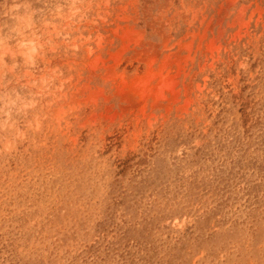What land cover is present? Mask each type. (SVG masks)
I'll list each match as a JSON object with an SVG mask.
<instances>
[{
    "label": "rangeland",
    "instance_id": "374dc122",
    "mask_svg": "<svg viewBox=\"0 0 264 264\" xmlns=\"http://www.w3.org/2000/svg\"><path fill=\"white\" fill-rule=\"evenodd\" d=\"M91 15L0 123V264H264V0Z\"/></svg>",
    "mask_w": 264,
    "mask_h": 264
},
{
    "label": "clouds",
    "instance_id": "9594fccd",
    "mask_svg": "<svg viewBox=\"0 0 264 264\" xmlns=\"http://www.w3.org/2000/svg\"><path fill=\"white\" fill-rule=\"evenodd\" d=\"M36 2L0 0V123L31 112L41 94L60 87L63 73L48 66L49 53L61 46L79 53L90 39L85 25L92 0H39L42 7Z\"/></svg>",
    "mask_w": 264,
    "mask_h": 264
}]
</instances>
